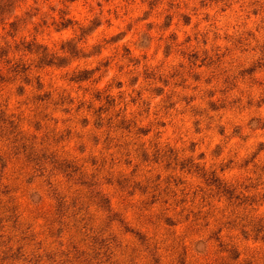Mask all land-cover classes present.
<instances>
[{
    "label": "clouds",
    "instance_id": "obj_1",
    "mask_svg": "<svg viewBox=\"0 0 264 264\" xmlns=\"http://www.w3.org/2000/svg\"><path fill=\"white\" fill-rule=\"evenodd\" d=\"M4 66L0 264H264V0H21Z\"/></svg>",
    "mask_w": 264,
    "mask_h": 264
},
{
    "label": "rangeland",
    "instance_id": "obj_2",
    "mask_svg": "<svg viewBox=\"0 0 264 264\" xmlns=\"http://www.w3.org/2000/svg\"><path fill=\"white\" fill-rule=\"evenodd\" d=\"M21 4V0H15L14 2V7H13V12L20 6ZM160 7H163V5H161ZM157 13L160 11V8H157ZM12 13L10 14H7L6 16L8 17H11L12 16ZM171 15H174L175 18L180 21L182 27L185 29V30H188L190 28V24H189V15L187 14V9H183L181 11L180 14H175V13H172ZM163 21H167L168 17L165 16L162 18ZM14 24V23H13ZM11 24L10 27L12 28H16L17 25H13ZM72 33L70 31H66L65 33H63L62 35L61 34H57V37L56 39L57 40H60L62 39L63 37H66V36H69L71 35ZM129 35H132L131 33H129ZM181 40L184 39L183 36H180L179 37ZM91 39H95V38H91ZM69 47H74L73 48V53L75 52V44L73 42H69ZM163 54V53H161ZM79 63H83L82 61H78ZM62 71H65V69H60V68H55V67H47L45 69H42V70H37V69H33V71L31 73H29L30 76H43V83L44 84H47L48 83V76L44 75L45 72H48V73H55L57 75H59ZM15 76V82H13V79L12 77ZM22 80H23V77L20 75V74H15V73H12L7 66H4L3 68H0V93H2L3 95L7 96L9 92H12L13 90H16L17 92V95H19V89H20V86H21V83H22ZM71 85L72 87H75L76 86V83L73 81L71 82ZM24 87L27 89V92L29 94H31L32 92V88L28 85H24ZM20 98L22 99L23 97L20 96ZM231 130V129H229ZM217 139H219V137H217ZM227 151V149H226ZM259 162H264V154H261V158L259 160ZM86 191V189L84 190ZM109 192L112 191V189H108ZM74 193H70V195H72ZM99 215L103 216L104 214L101 212L99 213Z\"/></svg>",
    "mask_w": 264,
    "mask_h": 264
},
{
    "label": "trees",
    "instance_id": "obj_3",
    "mask_svg": "<svg viewBox=\"0 0 264 264\" xmlns=\"http://www.w3.org/2000/svg\"><path fill=\"white\" fill-rule=\"evenodd\" d=\"M14 2L15 0H0V17L6 16L7 14L13 12ZM73 48L74 47H71L70 49L73 51ZM20 67L22 68L23 66L21 65Z\"/></svg>",
    "mask_w": 264,
    "mask_h": 264
}]
</instances>
